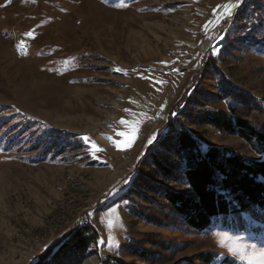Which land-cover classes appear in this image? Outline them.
Here are the masks:
<instances>
[{"label":"rangeland","instance_id":"1","mask_svg":"<svg viewBox=\"0 0 264 264\" xmlns=\"http://www.w3.org/2000/svg\"><path fill=\"white\" fill-rule=\"evenodd\" d=\"M245 1L0 0V264H35L87 223L99 239L73 264H264V210L199 231L129 191L171 117L203 147L263 157L192 121L227 107L220 88L264 102V28L242 41L233 18ZM58 132L75 135L48 153Z\"/></svg>","mask_w":264,"mask_h":264},{"label":"trees","instance_id":"2","mask_svg":"<svg viewBox=\"0 0 264 264\" xmlns=\"http://www.w3.org/2000/svg\"><path fill=\"white\" fill-rule=\"evenodd\" d=\"M260 9H264V0H246L235 11L233 18L241 21L242 41L262 37L264 17H258ZM216 96L226 100L227 107L198 110L192 121L239 136L263 157L247 156L226 145L203 147L183 122L171 117L141 161L144 170L135 175L129 189L143 197H146L143 191L160 194L185 224L199 231L207 229L220 216L264 210V102L239 90L220 88ZM54 135L47 136L53 139L44 148L49 149L48 153L61 150L64 137L75 134L58 132L60 143H56ZM98 239L99 234L91 224L77 225L35 264H73L74 257L88 251ZM194 257L208 262L216 254L205 250Z\"/></svg>","mask_w":264,"mask_h":264},{"label":"snow or ice","instance_id":"3","mask_svg":"<svg viewBox=\"0 0 264 264\" xmlns=\"http://www.w3.org/2000/svg\"><path fill=\"white\" fill-rule=\"evenodd\" d=\"M230 14V13H229ZM29 35H31V33H29ZM117 71H119V69H117ZM262 255H264V253H262Z\"/></svg>","mask_w":264,"mask_h":264},{"label":"water","instance_id":"4","mask_svg":"<svg viewBox=\"0 0 264 264\" xmlns=\"http://www.w3.org/2000/svg\"><path fill=\"white\" fill-rule=\"evenodd\" d=\"M208 47H209V44H208Z\"/></svg>","mask_w":264,"mask_h":264}]
</instances>
